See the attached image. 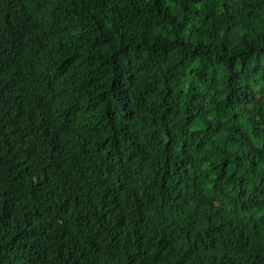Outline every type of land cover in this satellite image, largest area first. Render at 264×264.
<instances>
[{
    "label": "clouds",
    "instance_id": "clouds-1",
    "mask_svg": "<svg viewBox=\"0 0 264 264\" xmlns=\"http://www.w3.org/2000/svg\"><path fill=\"white\" fill-rule=\"evenodd\" d=\"M5 5L0 264H264V0Z\"/></svg>",
    "mask_w": 264,
    "mask_h": 264
},
{
    "label": "trees",
    "instance_id": "trees-1",
    "mask_svg": "<svg viewBox=\"0 0 264 264\" xmlns=\"http://www.w3.org/2000/svg\"><path fill=\"white\" fill-rule=\"evenodd\" d=\"M17 4H20V0H6V5L5 7H7L8 9H15ZM23 7V5H21V8ZM4 20L5 22H8V14L5 13L4 15ZM215 244L214 242H209L208 248H214ZM259 255V254H257ZM215 261V257L212 258V260L210 261V264H214ZM217 264H225V260L223 259V256L221 257V259L217 262ZM228 264H231V257L228 258ZM245 264H247V262H245ZM253 264H257L256 261H253Z\"/></svg>",
    "mask_w": 264,
    "mask_h": 264
}]
</instances>
